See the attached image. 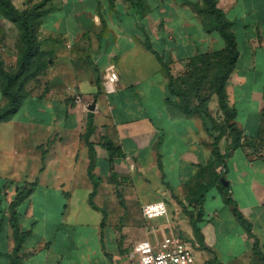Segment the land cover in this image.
Returning <instances> with one entry per match:
<instances>
[{
	"label": "crops",
	"instance_id": "obj_1",
	"mask_svg": "<svg viewBox=\"0 0 264 264\" xmlns=\"http://www.w3.org/2000/svg\"><path fill=\"white\" fill-rule=\"evenodd\" d=\"M39 1L13 0L21 10ZM202 3L48 1L53 8L41 18L39 39L41 49L52 55L49 66L28 83L14 116L0 122V264H13L11 255L17 247L11 204L20 187L34 181L38 183L34 191L16 207L20 230L27 233L18 251L21 264H134L126 258L128 248L143 238L120 223L122 218L103 224L100 213L107 203L120 202L116 194L123 192L124 181L139 176L144 187L157 193L154 199L140 200V211L147 203L175 202L173 193L190 210L203 207L200 224L208 246L207 211L213 214L209 200L224 204V191L215 183L197 187L193 182L187 193L182 187L198 179L199 167L214 160L212 140L200 115L183 114L168 102V75L159 60L153 63L154 52L146 44L170 61L174 75L185 71L192 56L224 48L222 36L213 25H206L210 19L196 8ZM217 6L233 22L238 41L240 55L226 90L244 133L243 145L229 150L227 171L221 166L219 177L229 183L223 185L248 221L239 219L241 230L231 239L233 249L240 240L246 250L228 264H264V152L251 150L264 141V0H217ZM1 22L0 36L6 41L0 44V56L7 66H15L18 52L14 54L10 43L14 32L6 19ZM109 65H115L119 80L115 91L104 92ZM78 93L89 109L76 103ZM26 100L35 105L26 107ZM6 103L0 81V105ZM93 103L96 107L91 110ZM212 103L216 110V95ZM90 112L95 127L90 138L96 154L94 172L102 180L94 197L98 208L90 202L94 184L84 137ZM106 140L115 148L112 156ZM175 209L174 223H191ZM184 233L196 240L193 228ZM196 258L198 264L209 262L205 256Z\"/></svg>",
	"mask_w": 264,
	"mask_h": 264
},
{
	"label": "trees",
	"instance_id": "obj_2",
	"mask_svg": "<svg viewBox=\"0 0 264 264\" xmlns=\"http://www.w3.org/2000/svg\"><path fill=\"white\" fill-rule=\"evenodd\" d=\"M48 1L49 0H42L21 10L14 4L13 0H0L2 12L0 14V31L2 18L9 19L17 24L20 29V46L18 48L16 65L7 66L5 60L0 56V81L2 93L7 99L6 105H0V122L9 120L14 116L22 106L23 99L27 94L28 83L37 80L49 66L52 55L41 49V42L39 39L41 18L53 8L52 5L47 6ZM196 8L199 13L206 15V17L210 19L211 22L206 25H213L222 36L225 41L224 48L192 56L186 63L185 71L179 75H174L171 71L170 61L165 60L163 55L157 52L149 42H146V44L148 48L157 55L164 71L168 75V89L170 94L167 98L168 102L177 107L183 114L200 115L206 127L209 128L208 120L215 123V119L209 108V103L213 96L216 95L224 122L221 125L214 124V129L219 131V134L215 136L212 142V155L214 160L220 164L226 172V158L229 150L242 146L244 138L243 130L239 127L236 120L237 111L235 107L230 105L226 90L227 82L237 65L240 51L236 35L233 31V22L229 20L224 11L217 6V0H203L202 5H196ZM206 84L210 85V94L208 95L205 94ZM193 99L195 100L193 101ZM94 129V117L93 113L90 112L88 127L84 137L90 149L88 173L94 184V189L90 194V202L94 208H98L94 202V197L99 183L102 180L94 172L96 167V154L94 144L90 140ZM227 132L229 133L231 141L226 153H223L220 147V141ZM105 144L112 156L116 152L112 142L106 140ZM37 184V181H34L20 187L11 204V223L17 240V247L14 254L11 255L13 264H21L18 251L27 235V233L20 230L16 207L25 198L30 196ZM219 187L222 191L228 188L223 185L221 177H219ZM119 196H121V194H119ZM201 196V201H203V195ZM176 198L179 199L178 197ZM225 199L227 203L233 205V211L236 216L243 223L248 224V221L239 210L235 200H233L230 195L226 196ZM179 203L189 217L194 233L199 239L200 244L207 248L202 226L200 224L204 214L203 207L196 212L195 210H190L181 200H179ZM103 224H105V218Z\"/></svg>",
	"mask_w": 264,
	"mask_h": 264
},
{
	"label": "rangeland",
	"instance_id": "obj_3",
	"mask_svg": "<svg viewBox=\"0 0 264 264\" xmlns=\"http://www.w3.org/2000/svg\"><path fill=\"white\" fill-rule=\"evenodd\" d=\"M6 19L10 25L11 30H13L12 35V41L10 42L12 44V47L14 48V54L16 55L18 52V48L20 46L19 40H20V34H19V26L17 24L13 23L7 18ZM4 23L1 22V31L3 30ZM0 31V32H1ZM3 34V33H2ZM6 38L3 36H0V44L5 43ZM154 56L153 63L158 62V57L155 53H152ZM147 66L152 65V63L146 61ZM172 69V67H171ZM103 91L108 92L106 87L103 86ZM205 94H210V85H205ZM195 99H193L194 101ZM35 104L30 103L29 100H26V107H32ZM213 106L212 99L209 103V108L211 111L212 116L215 119V123L208 120L209 128H207V132L209 134V139L214 141V138L216 135L219 134V131H216L214 129L215 125H221L223 124V117L221 114V111L219 109V105L216 106V110L214 108H211ZM203 119V118H202ZM231 138L229 136V133L227 132L225 136L220 141V147H224L222 151L225 149L227 150L229 144H230ZM245 144V143H244ZM258 146H253L251 148L253 153L258 152H264V141L263 139L259 142H257ZM249 145V142L247 143ZM226 146V147H225ZM201 166V165H200ZM220 167L221 165L218 164L215 160H212L208 162L207 165H203L199 167L198 169V179L189 180L186 182L185 186L182 187L183 192L187 193L188 190H190L191 184L193 182L197 183V187L201 185V183H204V185L207 187L212 186L214 183L216 185H219V176L220 173ZM203 175V179L201 176ZM205 181V182H202ZM162 183H165L164 180H162ZM100 184V183H99ZM123 192H117V199L120 201L114 204V202H109L105 205V207L102 209V212L100 215H102L103 220L105 218V221L112 223L113 219L118 220L119 218H122V222L124 225H129L133 227L138 233L139 238L143 239H150V240H157L164 236V234H170L171 232L182 234L189 242L190 246L195 250L196 255L199 259H201L203 256L207 257L209 259V262L207 261L206 264H228L231 262L234 257L244 249L246 250V246L244 243H242L240 240L236 242V246L233 249V244L231 239L235 238L236 234H239L241 230V223L239 222V218L235 216V213L233 211V205L229 203H218L216 200H209L208 204V210H212L213 214H210V211L207 215V222L210 223V227L207 229V239L206 244L208 245L207 248L203 247L201 244H199V239L196 237V240L190 239L187 237V235L184 233V231H187L188 233H191L192 224L189 222H183L181 225L179 223H174L171 219L173 216L177 214L175 207H178L180 210V215H185V211L181 204L179 203V199H176V196L173 197L170 196L172 199L174 198L175 204L172 202H167V209H168V216L167 217H161V218H155V219H146L143 215V210L141 208L140 211V200L142 201L143 198L149 197V198H155L157 197L156 191L152 190L151 188H146L142 184V179H128L124 181L123 183ZM121 186V185H120ZM106 188V187H104ZM167 192V190H165ZM149 195L147 196V194ZM168 193V192H167ZM121 194V196H119ZM171 194V193H170ZM169 194V195H170ZM124 195V196H123ZM230 195L229 189L226 188L224 190V199L226 196ZM126 197V199L124 198ZM123 200V202H122ZM165 201H168L165 199ZM182 201V200H181ZM127 202V205H126ZM183 202V201H182ZM188 207V204H185ZM129 208V209H127ZM136 208H138V211H136ZM217 209V211H216ZM197 212V210H196ZM92 213L93 210H92ZM92 222V221H91ZM92 224V223H91ZM141 227V230H140ZM144 231V232H143ZM150 232V234L146 235V233ZM142 239V240H143ZM198 241V242H197ZM196 242L199 244V247L196 245ZM133 251L132 247L128 248V254L126 255V258L129 260L130 263H134L137 258H131V252Z\"/></svg>",
	"mask_w": 264,
	"mask_h": 264
},
{
	"label": "built area",
	"instance_id": "obj_4",
	"mask_svg": "<svg viewBox=\"0 0 264 264\" xmlns=\"http://www.w3.org/2000/svg\"><path fill=\"white\" fill-rule=\"evenodd\" d=\"M119 74L115 65H109L105 69V86L107 91H115ZM76 103L85 105L83 96L78 93L74 96ZM134 166V163H130ZM143 215L147 219L167 217V203L164 200L147 203L142 207ZM131 258H137L134 264H198L194 249L190 242L182 234L171 232L157 240L148 238L140 240L133 247Z\"/></svg>",
	"mask_w": 264,
	"mask_h": 264
},
{
	"label": "water",
	"instance_id": "obj_5",
	"mask_svg": "<svg viewBox=\"0 0 264 264\" xmlns=\"http://www.w3.org/2000/svg\"><path fill=\"white\" fill-rule=\"evenodd\" d=\"M95 107H96V104L93 103V104L90 106V109H91V110H94ZM222 182H223V184H224L225 186H227V185L229 184L224 178H222Z\"/></svg>",
	"mask_w": 264,
	"mask_h": 264
}]
</instances>
